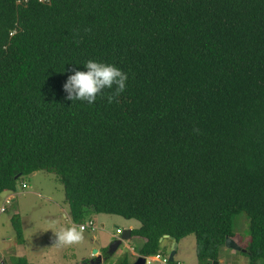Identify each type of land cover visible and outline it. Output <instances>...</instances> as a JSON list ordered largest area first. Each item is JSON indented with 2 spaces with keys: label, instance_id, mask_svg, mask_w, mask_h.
Returning a JSON list of instances; mask_svg holds the SVG:
<instances>
[{
  "label": "trees",
  "instance_id": "16d2710c",
  "mask_svg": "<svg viewBox=\"0 0 264 264\" xmlns=\"http://www.w3.org/2000/svg\"><path fill=\"white\" fill-rule=\"evenodd\" d=\"M88 60L127 74L112 103V89L93 104L66 99ZM39 170L57 176L72 222L138 220V255L162 257L164 235L192 234L207 264L226 236L238 243L244 213L240 252L259 264L264 0H0V194Z\"/></svg>",
  "mask_w": 264,
  "mask_h": 264
},
{
  "label": "rangeland",
  "instance_id": "374dc122",
  "mask_svg": "<svg viewBox=\"0 0 264 264\" xmlns=\"http://www.w3.org/2000/svg\"><path fill=\"white\" fill-rule=\"evenodd\" d=\"M21 179H23L21 181H25L27 187L22 189L20 195L11 198L10 202L6 204V211L0 213V248H13L18 243L10 220L13 215H18L24 239L22 246L25 247L26 251L24 256L29 262L35 264H79L83 259L90 261L97 255L92 254L95 243L99 245L98 254L103 257L99 264H118L124 257H128V261L132 264L136 259L139 238L131 237L111 254L108 253V249L114 239L120 235L116 232L118 228L128 229L129 225L137 228L140 225L138 220H126L114 214L93 213L91 220L97 229H91L88 225L89 220H86L83 222L84 225H87L86 230H80V224L72 222L69 216H64V212L60 208L61 206L65 207L64 211L69 213L68 206L65 205L63 186L53 172L39 170L36 174ZM7 196L8 192L1 193L0 200L3 201ZM71 226L77 227L83 233V240L71 246L56 245L53 231ZM233 229L238 236L240 246L248 245L250 238L248 219L244 213L234 216ZM7 237H10V240L3 241ZM161 246L164 253L162 257L160 256L161 259L166 258L168 260L172 241L163 238ZM130 251H133L134 254ZM223 251L227 253L229 263L248 264V257L240 251L232 248H223ZM9 252L8 258L5 253L1 257L7 260L11 256H18L15 249H9ZM230 252L233 256L229 255ZM128 254H132V256H127ZM44 257L45 260H43ZM196 261L195 237L191 234L177 242V249L172 262L169 260L167 263L152 261L150 264H195ZM259 264H264V260H260Z\"/></svg>",
  "mask_w": 264,
  "mask_h": 264
},
{
  "label": "clouds",
  "instance_id": "9594fccd",
  "mask_svg": "<svg viewBox=\"0 0 264 264\" xmlns=\"http://www.w3.org/2000/svg\"><path fill=\"white\" fill-rule=\"evenodd\" d=\"M84 67L86 71H75L68 76L63 85L64 91L68 94L66 99L87 102L93 104L98 95L105 89H112L107 96L109 103H112L126 88L127 74L112 64L88 60ZM55 244L58 246H71L83 240V233L75 226L61 228L53 231Z\"/></svg>",
  "mask_w": 264,
  "mask_h": 264
},
{
  "label": "water",
  "instance_id": "95a60500",
  "mask_svg": "<svg viewBox=\"0 0 264 264\" xmlns=\"http://www.w3.org/2000/svg\"><path fill=\"white\" fill-rule=\"evenodd\" d=\"M18 3V2H17ZM131 237V229H121V234L119 237H117L116 239H114V241L110 244L109 249H108V253H113L115 252L119 246L124 242L127 241L128 239H130ZM164 238H168L172 241V247H171V251L169 253L168 256V260L169 261H173L174 259V254L176 252L177 249V242L175 241V239L173 237H170L168 235H164ZM224 245L227 248H232L238 251H245V248H242L232 237L226 236L225 240H224ZM98 249H99V245L97 243H95V247L92 249V254L96 255L95 259L90 260L91 264H99L101 263L103 257L98 254ZM132 264H146V260L145 257L143 255H138L136 257V259L133 261ZM207 264H222L218 259L216 260H207Z\"/></svg>",
  "mask_w": 264,
  "mask_h": 264
},
{
  "label": "crops",
  "instance_id": "0c3cea01",
  "mask_svg": "<svg viewBox=\"0 0 264 264\" xmlns=\"http://www.w3.org/2000/svg\"><path fill=\"white\" fill-rule=\"evenodd\" d=\"M36 172L37 171H34V172H32L30 175H34V174H36ZM8 192V191H7ZM0 202H2L1 200H0ZM65 205H66V203H65ZM67 206V205H66ZM62 210H63V212H64V216H69V218H70V215H69V213H67L66 211H64L65 210V207L63 208L62 206L60 207ZM5 211H6V209H5ZM4 211V212H5ZM91 218L93 219V216L91 215ZM10 219H11V217H10ZM71 219V218H70ZM127 220V219H126ZM130 220V219H129ZM129 228L128 229H132V228H134L133 226H131V225H129L128 226ZM5 240H10V237H7V238H4L3 239V241H5ZM139 245H138V248L140 247V245L142 244V239H140L139 238ZM171 241V240H170ZM162 243H163V239H162V241H161ZM24 243V242H23ZM23 243H17L16 244V246L14 245L13 246V248L11 247V248H9V247H2V248H0V257L2 256V254H6L7 255V258H8V256L10 255V252H9V249H15L16 250V254H18V256H24V254H26V251H25V247L24 246H22L23 245ZM223 248H227V247H225L224 245H222L221 247H220V249H219V257H218V260L222 263V264H231V263H229L230 262V260L227 258V253H225L224 251H223ZM132 252V254H134V252L133 251H130V253ZM98 253H99V249H98ZM132 254H131V256H132ZM229 255H231V256H233V254H232V252H230V254ZM45 256V255H44ZM135 256V255H134ZM26 257V256H25ZM2 258V257H1ZM5 259V258H4ZM8 260V259H7ZM43 260H45V257H44V259ZM195 264H198V262L196 261V263Z\"/></svg>",
  "mask_w": 264,
  "mask_h": 264
},
{
  "label": "built area",
  "instance_id": "2783aa9c",
  "mask_svg": "<svg viewBox=\"0 0 264 264\" xmlns=\"http://www.w3.org/2000/svg\"><path fill=\"white\" fill-rule=\"evenodd\" d=\"M27 184L25 181H21L20 184H17L14 190L8 191V196L4 198L2 202H0V213L4 212L6 209V204L10 202V199L14 196L20 195L22 193V189L26 188ZM88 225L91 229H97L96 225L92 220L88 221ZM87 225L80 224L79 229L80 230H86ZM118 234H121V229L118 228L116 231ZM117 236V235H116ZM120 235H118L119 237ZM146 260V264H150L152 261H161L162 263H167L168 260L166 258L160 257L159 254L153 255V256H144Z\"/></svg>",
  "mask_w": 264,
  "mask_h": 264
}]
</instances>
